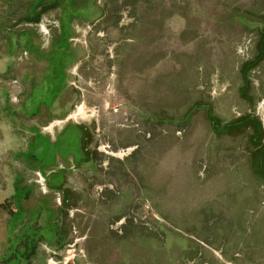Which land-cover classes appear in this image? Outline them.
<instances>
[{
	"label": "rangeland",
	"instance_id": "374dc122",
	"mask_svg": "<svg viewBox=\"0 0 264 264\" xmlns=\"http://www.w3.org/2000/svg\"><path fill=\"white\" fill-rule=\"evenodd\" d=\"M9 102L20 264H264V0H0Z\"/></svg>",
	"mask_w": 264,
	"mask_h": 264
},
{
	"label": "flooded vegetation",
	"instance_id": "af4514ba",
	"mask_svg": "<svg viewBox=\"0 0 264 264\" xmlns=\"http://www.w3.org/2000/svg\"><path fill=\"white\" fill-rule=\"evenodd\" d=\"M11 103L0 107V264H20L26 248L33 254L40 252L41 236L33 241L40 229L37 210L33 212L31 205L23 202L30 196L27 195L28 184L23 175L16 174L18 169L14 167L19 157L26 154L30 141H26L29 137L22 129L12 130L9 124L7 126L5 120L15 115ZM17 107L14 111L24 109V105Z\"/></svg>",
	"mask_w": 264,
	"mask_h": 264
},
{
	"label": "trees",
	"instance_id": "16d2710c",
	"mask_svg": "<svg viewBox=\"0 0 264 264\" xmlns=\"http://www.w3.org/2000/svg\"><path fill=\"white\" fill-rule=\"evenodd\" d=\"M125 3V2H124ZM124 5H126V4H124ZM81 131H82V135H81V138H80V148H81V152H82V155H83V157L84 158H90L91 160H93V153L91 152V150L90 149H88V141H86L85 140V137H84V132H83V130H82V128H81ZM252 141V140H251ZM258 164L260 165V166H258L259 167V176H261L262 178H264V166H262L259 162H258ZM257 164V165H258ZM125 165V164H124ZM130 165V164H129ZM125 167H127V166H125ZM128 167H132L131 165L130 166H128ZM127 167V168H128ZM109 168H107V170H108ZM105 171H106V168H105ZM112 183H114L112 186H114L113 188H110V189H108V193L110 192L113 196L115 195L114 194V191H115V186H117L118 185V183H116L115 181H114V179L112 180ZM111 183V184H112ZM129 183V185H130V187L132 186V190L134 191L135 190V188H133V187H135V184H134V182L131 180V181H129L128 182ZM111 186V187H112ZM136 188H138V189H140L141 187H140V185H139V183L137 184V186H136ZM106 189L107 188H105V191H106ZM103 195L105 196V192L103 193ZM114 198H112V200H113ZM115 200V199H114ZM129 206L131 205V203L130 204H128ZM59 235V234H58Z\"/></svg>",
	"mask_w": 264,
	"mask_h": 264
}]
</instances>
